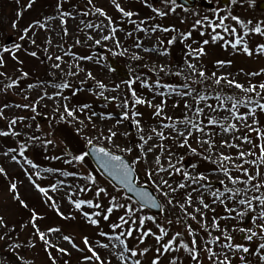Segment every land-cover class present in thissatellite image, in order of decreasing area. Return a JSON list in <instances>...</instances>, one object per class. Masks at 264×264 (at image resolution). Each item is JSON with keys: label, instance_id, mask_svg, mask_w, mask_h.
Wrapping results in <instances>:
<instances>
[{"label": "rangeland", "instance_id": "rangeland-1", "mask_svg": "<svg viewBox=\"0 0 264 264\" xmlns=\"http://www.w3.org/2000/svg\"><path fill=\"white\" fill-rule=\"evenodd\" d=\"M259 1L263 0H229L224 7L220 5V0H196L194 8L185 9L176 0H161L157 4L151 0H116L125 12L133 13L128 18L117 11L113 0H91V3L89 0H50L48 3L35 0L30 8L26 7L29 0L16 1V5L0 0V73L3 74L0 75V131L18 133L0 136V168L3 169V173H0V247H7V250L0 251V264H100L94 257L86 259L92 257V253L84 244L85 237L89 241L88 246L101 257L104 264H125L119 258L121 247H114L115 241L99 233L111 236L126 231L130 226L136 229L139 219L146 217L152 219H145L143 231L151 230L159 235V225L167 230L168 235L159 244L154 235L147 236L143 243H139L137 237L140 233L137 231L126 239V244L137 252L148 249L144 255L134 258L139 259L140 264H152L157 258L159 264H171L174 259L176 264H218L217 258L209 259L207 249L218 253L219 259H223L227 252L231 264H264V260L260 259L264 250H260V255L253 254L258 244L264 241L259 236L248 241L244 238L245 234L239 231L243 227L260 232L258 225L264 224V220L256 219L262 210L260 203L253 200L254 211L249 210L247 205L237 203L241 198L247 200L264 196V187L259 191L253 188L256 184L264 185V163L260 161L259 147L264 145V112L257 108L254 117L247 115L248 108L254 107L255 101L264 103L258 89V79L264 78V53L259 51V46L264 45V34L254 31L257 26L264 31V12L257 11L255 7ZM205 3H210L211 7L204 6ZM137 5L141 8L138 9ZM97 8L103 10L106 16H100L96 12ZM60 12L70 15L61 17ZM61 20L65 21L63 25ZM36 22L44 23L45 28H40ZM87 24L94 27L88 28ZM113 28L116 29L114 33ZM138 28L145 31H138ZM225 28H234L236 33L226 32ZM25 29L30 30L25 33ZM65 30L67 35H64ZM213 35L224 39L213 42ZM22 36L25 38L21 39ZM104 36L112 38L103 40ZM184 36L188 38L184 39ZM238 36L243 37L252 52L251 56L240 48L233 49L230 46ZM97 40L101 43L96 44ZM170 40L173 41L171 44ZM205 40L209 43L204 44ZM117 42L119 47L116 46ZM138 42L141 45L139 48L135 47ZM16 44L21 47L16 49ZM184 44L188 49L182 55L177 52V47ZM4 48L10 51L5 52ZM146 48L150 51H144ZM200 48L204 49L206 55L196 59L194 50ZM165 51L166 55L160 54ZM32 52L36 56L30 55ZM58 56L62 59L57 60ZM110 58L123 66L129 74L127 80L119 78L110 69ZM217 61L230 63L221 66ZM189 63L195 65V69L189 68ZM57 64L59 67H54ZM162 66L163 71L160 70ZM200 71L205 73L203 78L194 74ZM178 72L180 74L176 75ZM22 73H27V76H22ZM45 74L50 77L59 75L61 81L50 83L47 79L43 80ZM217 77L225 79L217 84ZM228 80L239 83L245 90L237 89ZM142 81L149 84L159 81L166 86L154 90H134L137 98L162 107L160 116H155V109L147 103L133 104L129 82H132L131 86L139 88ZM64 82L70 87L62 90L54 87ZM100 83L105 85L103 89L98 86ZM8 84L13 86L7 87ZM250 85L257 86L254 93L246 90ZM190 90L191 95H183ZM155 92L165 95H155ZM198 94L204 95L206 99L200 100ZM217 96L231 97L232 100L225 99L221 104ZM125 100L130 117L132 111L140 113L135 120H139L143 131L135 128L132 119L118 123L125 111L121 106ZM249 101L253 103L246 104ZM233 102L240 103L230 113L226 109H230ZM186 104L189 107L186 108ZM84 105L88 107L82 108ZM65 106L74 110V117L67 116ZM197 109H202V112L197 113ZM108 115L112 118L101 119ZM61 116L65 118L61 119ZM234 116H247V119L237 120ZM13 119L17 122L10 127ZM185 120H191L192 123L186 124ZM210 120L217 123H209ZM163 124H175V129L164 128ZM193 124L203 131L193 127ZM220 125L228 130L225 131ZM153 128L162 132L163 137L153 132ZM109 129L116 133L111 142L105 139ZM177 131L190 133L185 147H180L184 137L178 136ZM150 135L153 138L146 144L139 139L140 136L147 139ZM244 137L247 140L242 139ZM89 139H92L93 144L125 157L130 163L138 161L133 165L137 185H146L153 190L163 206L160 213L139 209L132 199H128L123 189L100 174L87 157L83 162L72 159L85 152ZM47 141L53 143L48 144ZM22 144L26 146L23 157L18 155ZM10 149L16 151L9 152ZM241 152L246 154L242 159L239 158ZM249 152L252 154L248 155ZM12 156H16L19 163L13 161ZM223 157L231 159L224 160ZM25 160L32 161L37 167L32 168ZM185 163H188L187 167H184ZM44 169L56 171L46 172ZM225 170L231 177L246 183L229 182L224 175ZM245 170L252 176H256L259 171L260 175L247 182L248 177L243 174ZM149 172L152 173L151 178ZM62 173L73 175L65 176ZM89 175L95 178V184L89 182ZM201 175L205 179L194 183L193 178ZM33 181L48 190L47 197L36 190ZM12 183L16 184V192L9 190ZM180 183L185 184V187L180 188ZM53 186L55 191H52ZM99 187L105 188L107 195L101 193L96 197L95 192ZM81 188L88 190L81 192ZM229 189H240L241 193L230 199ZM217 190L224 193L219 199L213 195ZM189 194L190 202L187 201ZM16 196L19 199L14 198ZM112 197H117V204L130 205L139 210L129 218L124 208H115L109 219L104 220L103 215ZM201 199L208 205L207 208L199 203ZM80 200H92L100 203L102 208L85 206L76 210L70 201ZM169 200L174 204L170 212L167 211ZM53 201L55 208L52 207ZM57 209L63 217L68 218L58 215ZM228 209L235 211L230 212ZM97 211L102 214L93 217L98 220V226H93L83 213ZM239 212L245 215L240 216ZM33 213L38 217L35 220L36 228L33 227ZM121 216L129 219V223L113 232L111 225L120 223ZM246 217H249L247 222ZM214 218L218 229L213 227ZM131 220L137 223L131 224ZM188 226L193 230V235H189ZM36 229L45 234V240L40 239ZM49 229L59 231L49 232ZM224 230L232 237V244L249 247L250 252L222 248L221 244L229 243L222 234ZM177 232L182 233V236L173 248H178L179 243L183 242L191 249V241L195 239L198 260H193L183 248L158 256L157 249ZM65 236L71 238V243L63 239ZM102 244L108 247H101ZM241 256L244 257L243 261Z\"/></svg>", "mask_w": 264, "mask_h": 264}, {"label": "snow or ice", "instance_id": "snow-or-ice-1", "mask_svg": "<svg viewBox=\"0 0 264 264\" xmlns=\"http://www.w3.org/2000/svg\"><path fill=\"white\" fill-rule=\"evenodd\" d=\"M35 3V0H29V3L27 4L26 7L30 8L32 6V4ZM89 3H91V0H89ZM113 3L115 4V7L117 9V11L121 12V14L123 16H126L128 18H131L133 16V13L132 12H125L124 9L118 4L116 3V0H113ZM57 8L59 10L60 8V5L58 3L57 5ZM96 12L100 15V16H106V14L103 12V10L97 8L96 9ZM21 13H18V15H20ZM70 15L69 13H66V12H60V16L63 17V16H68ZM84 15H87V13H84ZM47 19H52V18H47ZM109 19V24H111V19ZM233 19H236L235 17H233ZM40 28H45V24L44 23H40V22H36ZM65 23L64 20H61V24L63 25ZM237 23H240L238 20H237ZM13 27H15V25H13ZM86 27L88 28H93L94 25L92 24H87ZM95 27L99 28L100 26L99 25H95ZM30 29H25V33H27ZM138 31H145L144 29H141V28H138L137 29ZM226 32H230L231 34H235L236 33V29H227L225 28L224 29ZM116 31V29H112V32L114 33ZM163 31H167V29H163ZM213 31H215V29H213ZM254 31L258 34H264V31H262L261 27L260 26H257ZM64 35H67V31L65 30L64 31ZM128 35L130 36L131 33H128ZM244 35H247V33H244ZM25 36H22L21 39H24ZM89 39H91V37H88ZM112 37L110 36H104L102 37L103 40H108V39H111ZM184 39H187L188 37L187 36H184L183 37ZM224 39L222 36H219V35H213L212 36V41L213 42H216L217 40H222ZM34 42V41H33ZM173 41L170 40L169 41V44H171ZM96 44H100L101 41L100 40H97L95 41ZM209 41L205 40L204 41V44H208ZM117 47H119V42H117L116 44ZM141 45L140 43L138 42L135 47L139 48ZM230 46L233 48V49H238L240 48L245 54L251 56L252 55V52L250 51L249 47L244 43L243 41V37L242 36H238L235 38L234 42H231L230 43ZM21 46L19 44H16L15 45V48L16 49H19ZM3 51L5 52H8L10 51L8 48H4ZM126 51V50H125ZM144 51H150V49H144ZM197 55L195 56L196 59H199L200 56H203V55H206L205 51L203 48H200V49H197V50H194ZM259 51L261 53H264V45H260L259 46ZM65 54H68L67 52ZM161 55H166L167 52H161L160 53ZM191 54V53H190ZM30 55L32 56H36V53L35 52H32L30 53ZM15 58V57H14ZM138 58V57H137ZM49 59H51V57H49ZM57 60H61L62 58L61 57H56ZM81 59H91V57H82ZM218 65H221L223 66L225 63H230V62H225V61H217L216 62ZM0 66H2V61H0ZM54 67H59V64L57 65H54ZM188 67L189 68H192V69H195V65L189 63L188 64ZM161 71L164 70L163 66L161 67L160 69ZM180 73H176V75H179ZM194 74H198L200 77H204L205 76V73L203 71H200L198 73H195ZM0 75H3L2 73H0ZM249 75H257V73H250ZM22 76H27V73H22ZM89 76H91V74H89ZM213 76H215V73H213ZM225 79L224 77H217L216 78V83L219 84L221 82V80ZM131 83L132 82H129V89L131 91V95L133 97V104L135 105H140V104H145L147 103L149 107H153L155 109V112H154V115L155 116H160L163 109L162 107H160L159 105H153L150 101H145L144 99H141V98H137V94L134 90L131 89ZM228 83L229 84H232L234 87H236L237 89H241V90H245L243 88L242 85H240L239 83H235L233 80H228ZM141 85L142 87H145V88H148L149 90H154L155 88H162V87H166L165 85H161L159 83V81H156L154 82L153 84H149V83H146V82H141ZM13 84H8L7 87H12ZM100 88H104L105 85H103L102 83H100L98 85ZM30 88L32 87L31 85L29 86ZM54 87L58 88V89H66L68 87H70V85L66 82L64 83H61V84H56L54 85ZM184 87H188V85H184ZM256 85H250L248 89H246L247 91L249 92H255L256 91ZM259 88L261 90L262 93H264V83L260 84L259 85ZM174 91V90H173ZM59 94V93H58ZM155 95H160V96H163L165 95V93L163 92H155L154 93ZM171 94V93H169ZM192 92L191 90L186 92V93H183V95H191ZM102 95V93H101ZM199 95V94H198ZM41 98H44V97H41ZM49 99H51L52 97H48ZM67 99V98H65ZM199 99L200 100H205L206 97L204 95H199ZM217 101L220 102L221 104L224 103V100L227 99L229 101L232 100L231 97H227V98H222L220 96H217L216 97ZM261 99H264V96L261 97ZM162 103H164V101H162ZM240 102H233L231 104V108L230 109H226L227 111H229L230 113L233 112V110L237 109L238 108V105H239ZM253 102L249 101V102H246V104H251ZM255 106L254 107H249L248 108V113L247 115H250V116H255V113H256V110L257 108L264 112V103H261L259 101H255L254 102ZM125 111L121 114V120L118 121V123L122 122L123 120H129V119H132L134 121V126L135 128H137L138 130L140 131H143V129L141 128L140 126V122L139 120H135V117L139 116L140 113L138 112H135V111H132L131 113V117L129 116L128 114V103H127V100H125L123 102V104L121 105ZM17 107H21L19 105H17ZM23 107H29V106H23ZM88 106L87 105H84L82 106V108H87ZM185 107H189L187 104L185 105ZM208 107H212L211 105H208ZM33 111H35V108H32ZM64 111L65 113L67 114L68 117H74V110H70L67 108V106H65L64 108ZM199 112H202V109H197V113ZM65 117L64 116H61V119H64ZM112 117L110 115L108 116H102L101 119H111ZM234 119H237V120H246L247 119V116H234L233 117ZM167 119H171V117H168ZM16 120L13 119L10 121V127L11 125H15L16 124ZM184 123L186 124H191L192 121L191 120H185ZM209 123H212V124H215L217 123L216 121H209ZM255 123V121H254ZM221 127H224V130L227 131L228 128L225 127L224 125H220ZM162 127L164 128H173L175 129V124H163ZM193 127H197V129L199 131H203L202 128H199L197 125L193 124ZM229 127H235V125H229ZM253 131H256L255 128L252 129ZM153 132L157 133L158 136L160 137H163V133L162 132H157V129L156 128H153L152 129ZM18 135V133H9V132H5V131H0V136H7V135ZM190 133H187L184 132V131H177V135L180 136V137H184V140L183 142L180 144V147H185V145L187 144V136L189 135ZM116 135L115 132H112L111 129H109V135L105 138L107 139L109 142L112 141V137H114ZM153 137L150 135L147 137V139H145L144 136H140L139 139L141 141H143V144H146L148 142V140H151ZM29 139H35L33 137H30ZM242 139H245L247 140V137H244ZM203 143H208L207 141H202ZM46 143L48 144H51L53 143V141H47ZM88 145H90L91 147L89 148V151L87 152H84L82 153L81 155H78V156H74L72 159L77 161V162H83L85 160V158L87 156H89L90 154L92 156L95 157V159L97 160L98 162V166L99 168L103 169L104 172L109 176L111 177L112 181H114L117 185H120L122 186V188L127 192V193H130L131 196L128 197V199H132L133 197L135 198L134 199V203L138 204L139 205V209H143V208H159L162 210V205L158 203V201L153 197V195L151 193H149L148 191H146L143 187H137V177H136V173H135V168L133 167V165L135 163H137L138 161H134L132 163H129L128 161H126L122 156L120 155H117V154H114L112 152H110L109 150L103 148V147H96L94 144H93V141L92 139H89L87 141ZM143 144L140 145V148L141 150L143 149ZM25 145H20V149H19V153L18 155L23 157L24 156V151H25ZM260 147V161L262 163H264V145L262 146H259ZM16 151L15 149H10L9 152H14ZM125 151H130V149H125ZM193 152H195V149H192ZM8 152L5 153V155H7ZM248 155H251L252 153L249 152L247 153ZM244 155H246L245 153L241 152L240 153V156L239 158H243ZM224 160H229L231 159V157H223ZM12 160L13 161H16L17 163H19V161L16 160V156H12ZM71 161H69L70 163ZM25 163L29 164L32 168H36L37 165H35L34 163H32V161L30 160H25ZM157 163H159V157H157ZM253 164H255V161L252 162ZM170 166H173L174 165H171V162H169ZM237 167H241V166H237ZM162 170H165L166 169H162ZM43 171H46V172H51V171H56V170H52V169H44ZM179 171V170H177ZM0 173H3V169L0 168ZM245 176L248 177V181L247 182H250L252 180H254L256 178V176H259L260 175V172L257 171L256 172V176H252L250 175L247 170L244 171L243 173ZM62 175H73L71 173H62ZM224 175L228 178L229 182L235 184V183H246L245 181H238L236 180L235 178L231 177L229 175V172L227 170L224 171ZM148 176L149 178H151L152 176V173L149 172L148 173ZM89 180L90 183L92 184H95L96 183V180L94 177H92L91 175H89V177L87 178ZM205 179V177L203 175L199 176V177H195L193 178V182H197L198 180H203ZM29 180L32 181V177L31 175H29ZM165 184H167L168 182L167 181H164ZM221 183L223 184V181H221ZM33 186L36 188L37 191H39L41 194H43L44 196L47 197V192L48 190L47 189H44V188H41L39 187V185H36L35 182L33 181ZM159 187V186H158ZM170 187V185H169ZM179 187L180 188H184L185 187V184L183 183H180L179 184ZM261 187H264V185H261V184H256L253 186L254 190L255 191H259V189ZM11 192H16V184L15 183H12L10 185V189H9ZM56 188L55 186H53L52 188V191H55ZM88 189H85V188H81L80 191L81 192H84V191H87ZM173 191H175V189H173ZM231 195L229 196V198L231 199L232 197H235V196H239L240 193H241V190L240 189H237L235 191H232L231 189L228 190ZM101 193L107 195V190L103 187H99L97 188L96 192H95V195L96 197H99L101 195ZM165 196L168 195V193H164ZM213 195L219 199L222 195H224L223 192L217 190L216 192L213 193ZM16 199H19V196H16L14 197ZM48 199H51V197H48ZM257 200L259 201L260 203V206H261V212L259 213V215L256 217V219H260V220H264V196H255V197H251V198H248L247 200L246 199H239L237 201L238 204L240 205H247L248 206V209L249 210H252L254 211V209L252 208V202L253 200ZM191 200V196L189 194V196L187 197V201L190 202ZM117 201V197H112L111 200H110V206L106 209V214L103 215V219L104 220H108L109 219V215L113 212V210L115 208H124L126 210V215L130 218L131 216H133L135 214V211L139 210V209H133L130 205H126V204H117L116 203ZM71 203L74 204V207L76 210H81L83 207H88V208H95V209H101L102 208V205L100 203H94L92 200H87V201H83V200H80V201H70ZM169 203H171V200H169ZM199 203H201L203 205L204 208H207L208 205L207 204H204L203 203V200L201 199L199 201ZM21 204L23 205V201H21ZM26 207V205H24ZM52 207H56L55 205V202L53 201L52 203ZM196 211H199V209H197ZM228 211H235V209H228ZM57 214L58 215H61L63 217V214L59 212V210L57 209ZM101 212L97 211V212H93L91 214L89 213H83L85 219L87 220V222L93 226H98V220L97 219H94L93 217H99L101 216ZM238 215L240 216H244L245 213L244 212H239ZM65 219H67L68 217H63ZM192 219H195V216H192L191 217ZM38 219V217L36 216L35 213H33V227L36 228V225H35V220ZM120 223L118 224H113L111 225V228L113 230V232H115V230L117 228H123L124 224H128L129 223V219H126L125 216H121L120 218ZM145 219H152V217H146V218H141L139 219V227L136 228V229H133L131 226L126 230V231H121L119 234L117 235H109L107 233H104V232H100L99 235L101 236H105L107 239H109L110 241H115V244L113 245L114 247L116 245H119L121 247V252L119 254V258L125 262V264H129V261H130V264H140V260L139 259H134L138 256H142L144 255L148 249H143L141 250L140 252H137L134 248H130L127 244H126V239L127 238H130L133 236V232L134 231H137L140 233V235L137 237V239L139 240V243H143L144 242V239L147 237V236H153L154 235V238L156 240V242L159 244L165 236L168 235V232L165 228L163 227H160L159 225H157V227L159 228V232L160 234L159 235H155L154 233L151 232V230H148V231H143V225H144V222H145ZM172 221H168V223H171ZM0 223H2V218H0ZM137 221L136 220H131V224H136ZM213 227L214 228H219V225L217 224L215 218L213 219ZM258 227L260 228V232L257 233L256 231H252L251 229H245V228H240L239 231L241 233H244L245 234V239L248 240V241H252V239L254 237H257L259 236L260 240L264 241V224H261V225H258ZM188 230V233L189 235H193V230L191 229L190 226H188L187 228ZM37 231V234L39 235L40 239L41 240H45V234L43 232H40L39 229H36ZM53 231H59V229H49V232H53ZM224 239L226 241H229V243H223L221 244L220 246L224 249H228L230 251H241L243 253H249L250 252V249L249 247H246L242 244H232L230 241L232 239V237L230 235H227L226 234V230H224ZM182 236V233L180 232H177L175 233V235L170 239L168 240L166 243H164L163 245H161V248H162V251H161V248H158L157 249V254L158 256L163 254V253H168V252H171V251H174V250H178L179 248H183L185 249L186 251L189 252V254L191 255V258L193 260H198V254L196 253L195 251V248L197 246V242L195 239H193L191 241V244H192V248L190 249L188 247L187 244L181 242L179 243L178 245V248L174 249L173 248V245L176 244L178 238H180ZM64 240L68 241L69 243H71V238L68 237V236H65L63 237ZM219 241V238H217V242ZM45 243L47 244L48 242L45 241ZM206 243H211V241H206ZM84 244L86 247H88V251L92 253V257H87L86 259H91V258H95L96 261H99L100 264H104V261L101 260V257L93 250L92 247L88 246L89 245V241L88 239L85 237L84 238ZM101 247H104V248H107L108 245L107 244H102L100 245ZM73 247H75V245H73ZM260 250H264V242H261L258 244V247H257V250L256 252H254L253 254L255 255H260ZM58 251H61V252H64L65 250L64 249H58ZM207 251L209 252V259H213V258H217L218 259V264H231V259L229 258L227 252L224 254V258L223 259H219V254L218 253H215V252H212L211 249H207ZM125 254H127V256H125ZM241 261L244 260V257L241 256L240 257ZM260 259L261 260H264V255H260ZM152 264H159V259H154L152 261ZM171 264H176V261L175 259L171 261Z\"/></svg>", "mask_w": 264, "mask_h": 264}, {"label": "water", "instance_id": "water-1", "mask_svg": "<svg viewBox=\"0 0 264 264\" xmlns=\"http://www.w3.org/2000/svg\"><path fill=\"white\" fill-rule=\"evenodd\" d=\"M152 3L154 4H157L159 3L161 0H151ZM177 4L185 9H192L196 6V0H176ZM229 0H220V5L222 6H227ZM204 6L206 7H211V4L210 3H205ZM255 7H256V10L257 11H260V12H264V0L263 1H259L255 4ZM108 64H109V67L111 70H113L116 74V76H118L119 78H122L124 80H127L128 77H129V74L125 71V69L123 68V66L117 62L115 59L113 58H110L108 60ZM43 120V119H42ZM95 145V144H94ZM96 147H103V146H99V145H95ZM91 146L90 145H87L86 146V149H85V152L89 151V148ZM105 148V147H103ZM107 149V148H105ZM108 150V149H107ZM110 151V150H109ZM111 152V151H110ZM113 153V152H112ZM116 154V153H114ZM119 155V154H117ZM121 156V155H120ZM123 157V156H122ZM87 158L89 159V161L91 162V164L94 166V168L99 172L101 173L106 179H108L111 183H113L116 187H119L121 189L122 186L120 185H117L114 181H112L111 177H109L103 169L99 168L98 166V162L97 160L95 159L94 156H92L91 154L89 156H87ZM126 161H128L125 157H123ZM129 162V161H128ZM130 163V162H129ZM187 164L188 163H185L184 164V167H187ZM137 187H143L146 191H148L149 193H151L153 195V197L158 201L157 197L155 196L153 190L146 186V185H137ZM124 193L126 196L130 197L131 194L130 193H127L124 189H123ZM134 197L132 198V200L134 201ZM159 204H161L159 201H158ZM138 205V204H137ZM139 206V205H138ZM148 209L149 211H151L152 213H155V214H158L160 213L162 210L159 209V208H146ZM249 220V217H246V220L245 222H247ZM243 237V234H241L240 238Z\"/></svg>", "mask_w": 264, "mask_h": 264}, {"label": "trees", "instance_id": "trees-1", "mask_svg": "<svg viewBox=\"0 0 264 264\" xmlns=\"http://www.w3.org/2000/svg\"><path fill=\"white\" fill-rule=\"evenodd\" d=\"M1 1H4V0H1ZM7 3H9V4H12V5H16V4H18V3H16V1H20V0H5ZM41 1H43V2H45V3H48V1H50V0H41ZM145 5L147 6V4L145 3ZM137 6H139V5H137ZM141 7L139 6V8L138 9H140ZM178 48V50H177V52L179 53V54H181L182 53V55L184 54V52H186L187 51V46L184 44L183 46H178L177 47ZM44 79H47L50 83H53V82H59V81H61V77L59 76V75H57V76H54V77H50L49 75H47V74H45V76H43V80ZM262 83H264V78H262V79H258V84L260 85V84H262ZM131 89L132 90H135V91H137V90H147L146 88H144V87H142V86H139V88L136 86V85H132L131 86ZM258 89H259V94H261L262 96H264V93H262L261 92V90H260V88L258 87ZM173 206H174V204H172V203H169L168 202V204H167V211L168 212H170V208L171 209H173ZM3 250H7V247H3V246H1L0 247V251L2 252ZM6 258H8L9 256H5ZM13 258V257H12ZM9 261H11V260H9Z\"/></svg>", "mask_w": 264, "mask_h": 264}]
</instances>
